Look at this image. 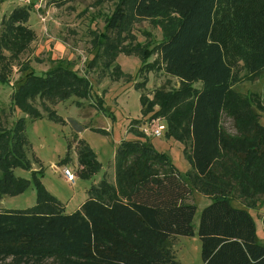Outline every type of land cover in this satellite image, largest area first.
<instances>
[{
  "label": "trees",
  "instance_id": "trees-1",
  "mask_svg": "<svg viewBox=\"0 0 264 264\" xmlns=\"http://www.w3.org/2000/svg\"><path fill=\"white\" fill-rule=\"evenodd\" d=\"M143 11L161 20L166 30L155 48H149L151 43H123L122 35L128 37L137 13ZM15 17L26 19L27 15L18 10L11 18ZM94 39L95 49L103 47L112 63L120 53L138 52L137 72L150 67L147 60L158 50L161 69L180 83L177 90L156 91L152 100L141 95L139 103L142 116L151 113L150 120L165 118L166 138L189 139L186 161L192 177L187 172V179L210 200L201 211L196 231L202 264H264V244L257 239L248 211L264 198V127L258 114L264 107L257 95L233 89L264 74V0H117L105 19L104 31ZM110 65L107 62L104 67ZM121 76L119 71L115 80ZM6 82L0 74V84ZM195 84L200 88H194ZM91 90L86 77L60 61L43 75L26 74L11 101L33 121L42 118L34 106L37 98L50 104L71 97L86 100ZM183 100L185 111L177 108ZM96 105L98 112L114 121L101 98ZM45 109L49 120L64 124L55 112ZM223 112L233 118L237 136L221 129ZM25 124L24 118L11 129L0 123V197L15 196L30 185L13 171L29 170L23 151ZM143 138L140 133L138 140L120 143L114 157L115 185L101 180L71 214L62 213L59 202L38 179L41 173L32 172L36 205L0 212V264H178L168 242L173 236L194 235L196 206L187 203L192 188L170 158ZM77 155L83 167L81 178L100 170L87 145L80 143ZM236 200L244 208L233 205Z\"/></svg>",
  "mask_w": 264,
  "mask_h": 264
},
{
  "label": "rangeland",
  "instance_id": "rangeland-1",
  "mask_svg": "<svg viewBox=\"0 0 264 264\" xmlns=\"http://www.w3.org/2000/svg\"><path fill=\"white\" fill-rule=\"evenodd\" d=\"M116 3L117 0H49L47 6L39 12L27 9L29 13L27 12L26 19L11 18L12 11L1 22L0 74L6 77L7 82L0 84V123L2 127L11 129L18 119L26 120L24 136L27 144L23 147V151L29 163V170L17 168L13 171L16 177L29 181L30 185L15 196H1L0 212L24 211L36 205L37 192L31 178L32 172L41 173L38 179L44 190L59 202L63 214L76 211L78 205L87 199V191L100 178L106 180L109 185H115L113 159L116 150L115 143L120 136L117 130L114 136L116 139H113L109 126L112 121L97 111L96 100L101 98L104 109L108 112L110 110L109 113L112 114L114 120L115 114L118 121L122 123V127H125L128 134L133 136L131 140H138L141 133L144 137L141 140H147L153 147L155 146L158 152L166 154L183 180L192 188L187 203L196 206L193 220L194 235L190 237L173 236L169 239L168 246L176 263L202 264L201 243L196 231L201 211L210 204V200L199 191L198 185L191 184L187 179V172L192 177V170L186 161L190 153L189 139L185 136L181 142H178L166 138L168 126L165 118L156 117L151 119L154 121L152 122L149 119L151 113L142 116L139 103L141 95L152 100L156 91L177 90L180 83L163 72L160 67L158 50L152 51L147 60L150 67L146 69L151 68V71L144 69L137 72L141 64L138 52L132 51L130 55L120 53L112 63L103 47H100L99 51L95 49L97 41L94 38L104 31L105 19L112 14ZM25 9L15 8L14 10L25 12ZM31 14L37 16L38 23L43 27L39 40L29 28L31 25H27L30 16L35 21V17ZM137 14L138 17H135L134 23L128 29L130 33L128 37L126 33L122 35L125 37V40L122 39L123 43L132 42L142 44V46L151 43L152 45H148L150 49L157 46L167 35L164 24L161 20L149 17L145 11ZM113 37L115 38L114 35ZM45 41L49 42L47 47L41 48ZM55 44H60L64 48L61 51L65 55L62 56L61 51L54 49ZM69 54L74 56L70 60L67 59ZM53 55H55L54 59L51 60ZM94 56H96L95 60L91 61ZM60 61L64 62V65L68 64L78 75L89 80L92 85L91 95L86 100L71 97L57 104H50L37 98L34 106L41 113L42 118L32 121L13 107L11 94L22 83L29 71L37 76L43 75ZM107 62L111 64L108 69L104 67ZM115 65L119 68L111 73ZM119 71L124 76L115 80ZM241 74L244 75V71ZM194 88L199 89L200 85L195 84ZM233 89L242 95H257L264 107V74L255 81H243L235 85ZM186 105V100H183L177 108L185 111ZM45 108L64 119V124L49 120ZM157 109V106L153 108L154 111ZM173 110L171 112H174ZM258 114L260 124L264 127V112L259 111ZM177 116L178 114H174V117ZM134 120L139 123H132ZM150 122L154 127L159 123L164 126L161 137L153 138L143 134V127ZM183 123L186 129L185 120ZM101 127L108 129V131L104 130L107 134L96 131ZM220 127L230 136L238 135L233 118L225 112L221 115ZM122 135L126 138L124 132ZM80 143L90 147L95 154L96 161L100 164V170L85 179L80 177L83 170L77 155ZM65 159L66 162L62 163ZM66 170L74 176L73 181H68L65 175ZM194 182L196 181L193 180ZM240 201L236 200L232 204L244 208ZM250 211H253V216L257 221V233L263 234L264 198H260L257 207Z\"/></svg>",
  "mask_w": 264,
  "mask_h": 264
},
{
  "label": "crops",
  "instance_id": "crops-1",
  "mask_svg": "<svg viewBox=\"0 0 264 264\" xmlns=\"http://www.w3.org/2000/svg\"><path fill=\"white\" fill-rule=\"evenodd\" d=\"M15 8H19V9H23V8H26L25 10V13L27 14V12L29 13V11H27V9H30V10H32L31 8H27V7H21V6H18L17 4H16V1L15 0H0V24H1V22L5 19V18H7V16H8V14H10L12 11V14L14 13V11H16V10H14ZM18 11V10H17ZM34 12V11H33ZM12 14H11V16H12ZM31 15H33V17H35V21L33 20V18H32V16H30L29 17V19H28V22H27V25L28 24H30L31 26H29V28L35 33V35H36V38L39 40V37L41 36V34L40 33H42L41 32V30L43 29V27H41V24L40 23H38V19H37V16L36 15H34V14H31ZM10 18V17H9ZM32 21H33V23H32ZM48 41H45V43H44V45L41 47V48H44V47H47V45H48ZM54 49H58L59 50V52L62 50V49H64L62 46H60V44H55L54 45ZM62 53V54H61ZM61 55L63 56V55H65L64 54V52L63 51H61ZM54 56L55 55H53L52 56V58H51V60H53L54 59ZM71 57H74L72 54H69V56H68V60H70V58ZM27 72V71H26ZM30 72H32V71H29V73ZM104 107V106H103ZM107 111V110H106ZM109 112H110V110H109ZM102 114V113H101ZM103 115V114H102ZM103 116H105V115H103ZM80 117V116H79ZM114 117H115V120L114 121H112L111 122V125L109 124V126H110V132H112L111 133V135L113 136V139H116V138H114V136H116V134H115V131H119V136H120V139H117V142L115 143V146H116V150H117V148H118V145L122 142V141H125V140H131V137H133V136H131L130 134H128V132H127V130L126 129H124L125 127H122V123L121 122H119L118 121V118H116V116H115V114H114ZM108 118V117H107ZM80 119L82 120V121H84V119L83 118H81L80 117ZM64 120V119H63ZM111 120V119H110ZM65 121V120H64ZM81 121V122H82ZM82 126V125H81ZM98 130H105V131H108V129H104V128H97ZM84 131L85 130H87V129H83ZM124 132L125 133V135H126V138L122 135V132ZM122 135V136H121ZM155 147V146H154ZM116 150H115V153H116ZM115 153H114V157H115ZM113 163H114V159H113ZM104 168H102V170H103ZM105 171V170H104ZM77 179V178H76ZM102 180V178H100V180H98V181H96L95 183H94V185L93 186H96V185H98V183L100 182ZM109 183H112V182H109ZM82 205V203L80 204V205H78V207H77V209L76 210H78L79 209V207ZM249 212H250V214L253 216V211H250V210H248ZM75 212V211H74ZM253 218H254V221H255V224H256V234H257V239H258V241L260 242V243H262V244H264V233L262 234H258L257 233V221H256V218H255V216H253Z\"/></svg>",
  "mask_w": 264,
  "mask_h": 264
},
{
  "label": "built area",
  "instance_id": "built-area-1",
  "mask_svg": "<svg viewBox=\"0 0 264 264\" xmlns=\"http://www.w3.org/2000/svg\"><path fill=\"white\" fill-rule=\"evenodd\" d=\"M16 4L21 7L31 8L32 10L39 12L41 9L45 8L48 4L49 0H15ZM154 122L153 120H151ZM148 123V122H147ZM164 130V126L160 125V123L154 127L152 123L145 124L142 129L144 135L153 138H159L162 135V131ZM65 175L68 178V181L71 182L74 180V176L68 171H65Z\"/></svg>",
  "mask_w": 264,
  "mask_h": 264
}]
</instances>
